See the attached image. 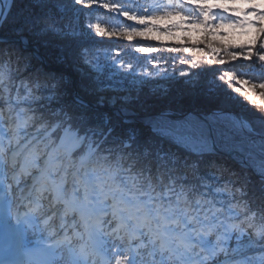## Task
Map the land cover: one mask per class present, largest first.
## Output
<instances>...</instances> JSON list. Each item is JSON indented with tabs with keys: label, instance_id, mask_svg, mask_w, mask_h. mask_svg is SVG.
<instances>
[{
	"label": "snow or ice",
	"instance_id": "obj_1",
	"mask_svg": "<svg viewBox=\"0 0 264 264\" xmlns=\"http://www.w3.org/2000/svg\"><path fill=\"white\" fill-rule=\"evenodd\" d=\"M177 32L201 39L168 53L206 57L237 86L151 108L149 70L93 51L97 37L131 48ZM257 81L264 0H0V264H264V111L228 107L264 102Z\"/></svg>",
	"mask_w": 264,
	"mask_h": 264
},
{
	"label": "trees",
	"instance_id": "obj_2",
	"mask_svg": "<svg viewBox=\"0 0 264 264\" xmlns=\"http://www.w3.org/2000/svg\"><path fill=\"white\" fill-rule=\"evenodd\" d=\"M257 3H260V0H257ZM236 7H246V5H242L237 3L235 5ZM93 22H99L102 27L105 28H112L115 26H123L120 24V21L114 18H110L107 14L105 15H98L95 14L92 17ZM127 23V22H125ZM229 29V28H228ZM232 30V29H230ZM238 32H241V30L236 29ZM242 33V32H241ZM177 37V40L174 42H149L145 44H139L137 42H131L133 44V47L128 48L126 47L129 42H126L123 40L122 37L119 38H99L97 37V41H101V43H98L97 46L93 49L95 53H97L100 56L101 61L103 62L105 55L115 57L117 52H120V59L124 61H128L131 63L136 71H140L141 68L149 70L153 75L155 73L160 72L162 69L164 70H173L175 69V76H180L179 70H184L186 73H188L187 76H184L183 78H175L172 82H169L164 88H160V90H157L155 88H151L148 90H145V95L142 97V103L148 107L151 108H159L164 106H173V101L180 97H184L185 99H188V93L190 90H195V93H198L199 90L207 85V83L211 82L213 79H215L216 83L221 86V88H227L229 84L232 85V87H235V82H229L227 81V77L225 76V79L223 81L220 80V76L224 75V73L218 72L213 76L211 69L220 67L218 65H209L207 63L206 57H201L198 55H193L190 53H178V54H172L168 53L165 49L166 46H176L180 43L181 37L184 36H190L192 41H197L201 39V35L198 33H174ZM219 39V38H217ZM244 41H239L236 43H243ZM233 43V42H229ZM235 44V43H233ZM125 46V47H120ZM134 46H154L158 48V52L155 54H137L135 53ZM200 47H203V45H200ZM148 55L152 56V60L149 62L146 58ZM161 57L165 59H160ZM183 59L186 61L185 64H180V60ZM238 64L240 63H247L243 61H237ZM157 64L156 68H153L152 65ZM195 64V67L192 65ZM225 67H228V65H225ZM256 70L259 71V62H256ZM195 74V75H193ZM235 75V73H233ZM194 79H202L201 84L194 85L191 83V80ZM257 82H264V81H257ZM164 89L168 90V96L165 98H157L155 96L149 95V92H155V91H163ZM230 91V89H229ZM244 105L238 103H230L228 104V107L234 112L238 113L240 117L245 118L248 117V115L245 114L244 111H240L241 109H249V110H256L258 115L262 112V109L257 110L256 107H254V103H249L247 101L243 102ZM214 107L212 104H206L202 106V110H209L210 108ZM256 108V109H253ZM251 118V117H248ZM258 124V122H256Z\"/></svg>",
	"mask_w": 264,
	"mask_h": 264
},
{
	"label": "rangeland",
	"instance_id": "obj_3",
	"mask_svg": "<svg viewBox=\"0 0 264 264\" xmlns=\"http://www.w3.org/2000/svg\"><path fill=\"white\" fill-rule=\"evenodd\" d=\"M219 31L228 33V37H227V41H226L228 43L229 42L236 43L239 41H246V40H249L251 38L248 34L243 33V32L242 33L238 32L236 29L230 30L228 28H222ZM196 34H198V33H196ZM152 36H154L156 38L155 39H149V38L136 37V38H134V42H137L139 44H145V43H149V42H174L177 40V37L175 34L173 36H156V34H152ZM153 76H154V79H153V84H152L151 88H155V89H157L156 88L157 85H163V88H164L169 82H172L177 77L183 78L181 76H177V77L175 76V78L172 81H168V80L160 79L159 77H157L155 75H153ZM190 82L193 83L194 85H197V84H201L200 82H202V79H194V80H191ZM151 88H149V89H151ZM145 90H148V89H145ZM157 90H160V89H157ZM259 91L260 90L257 89V92H259ZM233 95L238 96V94H233ZM254 105H255L254 107H256L257 110H260L259 108H261L262 111H264V102L257 101L256 103H254ZM256 108H253V109H256ZM240 111H244L245 114L251 118L253 117L254 114L256 116H258V114H257L258 112L256 110H249L247 108V109H241ZM240 118H242V117H240Z\"/></svg>",
	"mask_w": 264,
	"mask_h": 264
}]
</instances>
